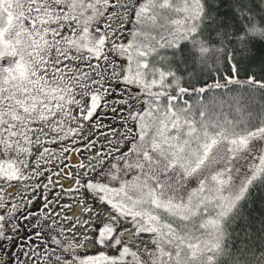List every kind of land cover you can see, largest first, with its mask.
<instances>
[{
    "label": "snow or ice",
    "instance_id": "1",
    "mask_svg": "<svg viewBox=\"0 0 264 264\" xmlns=\"http://www.w3.org/2000/svg\"><path fill=\"white\" fill-rule=\"evenodd\" d=\"M0 264H264V0H0Z\"/></svg>",
    "mask_w": 264,
    "mask_h": 264
}]
</instances>
